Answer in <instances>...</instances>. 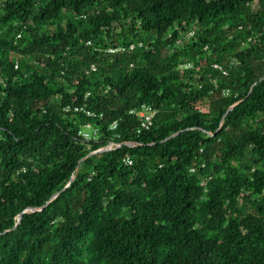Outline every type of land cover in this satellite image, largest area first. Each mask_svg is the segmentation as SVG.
Instances as JSON below:
<instances>
[{
	"label": "trees",
	"instance_id": "trees-1",
	"mask_svg": "<svg viewBox=\"0 0 264 264\" xmlns=\"http://www.w3.org/2000/svg\"><path fill=\"white\" fill-rule=\"evenodd\" d=\"M0 264H264V0H0Z\"/></svg>",
	"mask_w": 264,
	"mask_h": 264
},
{
	"label": "built area",
	"instance_id": "built-area-1",
	"mask_svg": "<svg viewBox=\"0 0 264 264\" xmlns=\"http://www.w3.org/2000/svg\"><path fill=\"white\" fill-rule=\"evenodd\" d=\"M192 34H193V31L190 30L186 36L190 37ZM130 48H132V45L130 46ZM109 50L113 51V49H109ZM213 67L218 69V70H220L222 74H227V70L225 68H223L221 65L215 63V64H213ZM90 69L91 70L95 69L94 64H91ZM74 109L75 110H81V107H75ZM85 113L87 115H92L87 110H85ZM129 113H131V114L137 113L138 116H139V125H138V127L136 129L137 133H141L142 131L148 130L152 126V123H153V121H152V119H153V108L151 107V105L142 104L138 109H131L129 111ZM116 122H117L116 120H114L112 122V124L110 126L111 129L115 128ZM85 128H90V125L86 124L84 126V129ZM84 129L80 130L79 134H81L84 138H87V139L91 138L92 134L87 132V131H85ZM93 132H95V130ZM125 162L127 164H130L131 160L129 158H126Z\"/></svg>",
	"mask_w": 264,
	"mask_h": 264
},
{
	"label": "water",
	"instance_id": "water-1",
	"mask_svg": "<svg viewBox=\"0 0 264 264\" xmlns=\"http://www.w3.org/2000/svg\"><path fill=\"white\" fill-rule=\"evenodd\" d=\"M234 106V104L233 105H231V106H229L228 107V109H227V111H229L232 107ZM174 134H172L171 136H173ZM171 136H169V137H171ZM128 145H132V143H127ZM72 179V178H71ZM71 179L69 180V182L62 188V190L63 189H65L68 185H69V183H70V181H71ZM55 196H57V194H54L49 200H51L52 198H54ZM48 200V201H49ZM33 211H35V209H25V210H23L22 212H33ZM21 212V213H22ZM18 220H19V215H17V222H18Z\"/></svg>",
	"mask_w": 264,
	"mask_h": 264
},
{
	"label": "rangeland",
	"instance_id": "rangeland-1",
	"mask_svg": "<svg viewBox=\"0 0 264 264\" xmlns=\"http://www.w3.org/2000/svg\"><path fill=\"white\" fill-rule=\"evenodd\" d=\"M84 130L87 131V132H89V133H91L92 128H85ZM109 145L111 146V145H113V144H109Z\"/></svg>",
	"mask_w": 264,
	"mask_h": 264
}]
</instances>
